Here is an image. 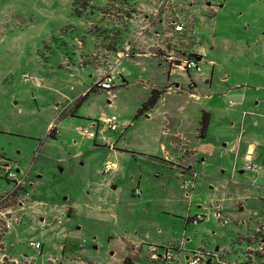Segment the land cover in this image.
I'll return each instance as SVG.
<instances>
[{
    "label": "rangeland",
    "instance_id": "1",
    "mask_svg": "<svg viewBox=\"0 0 264 264\" xmlns=\"http://www.w3.org/2000/svg\"><path fill=\"white\" fill-rule=\"evenodd\" d=\"M126 1L135 11L115 71L96 75L80 57L97 63L87 49L103 39L73 0H0V163L26 173L22 186L0 198V264H185L178 246L208 252V264H264V0ZM159 12V32L185 23L184 46L198 52V70L168 73L151 55L130 57L137 35L139 50L172 52L171 61L188 56L177 51L180 36L159 48ZM106 75L112 87L96 88V76ZM161 81L171 89L148 119L138 110ZM191 82L197 98L186 91ZM172 101L181 105L184 133L205 104L215 107L202 145L178 162L194 164L190 197L179 168L163 162L173 148L159 132V113ZM100 117H114L116 129H102ZM83 128L95 136L82 135ZM250 148L246 163L256 170L244 167ZM105 160L115 167L102 173ZM8 188L0 181V192ZM216 203L223 225L212 214ZM196 213L209 216L195 223ZM30 239L42 247L28 246ZM168 245L179 255L164 261L158 254Z\"/></svg>",
    "mask_w": 264,
    "mask_h": 264
},
{
    "label": "crops",
    "instance_id": "2",
    "mask_svg": "<svg viewBox=\"0 0 264 264\" xmlns=\"http://www.w3.org/2000/svg\"><path fill=\"white\" fill-rule=\"evenodd\" d=\"M149 13H150V11L144 12V17L148 18ZM161 13L162 12L158 13V15H157L158 17L156 18L157 22L154 24V27H153V35L156 38L162 39L161 41H159L161 43L160 45H158L159 48L160 49L162 48L161 45H162L164 38L167 37L168 41H169V38H171L173 36H175V37L180 36L178 42H179V44L180 43L181 44L179 47H177V51L186 49V50H188L189 53H195V55L193 56L195 59H200L198 52L184 46L185 45L184 38H183V35H181V32L173 31L171 29V27L168 29V31H166V33L165 32L163 33L164 28L160 32L157 31V26H155V25H162V23H163L162 18L160 17ZM163 13H165V12L163 11ZM131 20L132 19L129 17L128 22ZM109 25L115 27V17L114 16L112 17V19L109 20ZM128 27H129V24H128ZM138 36L139 35L136 36V39H137L136 43H135L136 45L135 46L133 45V50L134 49L135 50L133 51V53L130 57H136V56H140V55H142V56L143 55L144 56L151 55L152 57H154L155 60H157V62L159 63L160 66H162L164 64L168 65V68H167L168 73H170L171 67L179 68L177 65H174L177 63L176 62L177 60L171 61V57H174V56H173L172 52H170V51H169L170 53H168V51H166V50H164V51H155V50H151V49L139 50L138 49L139 47L137 48V43L140 41V39L143 36L142 35L139 37ZM92 43H93V40H92ZM87 51H88V53L93 55L95 58H98L99 61L97 63L92 64V65H89L88 63L83 64L84 67L89 66L96 73V75H99V73H102L104 71L107 72V71H109V69H111L109 73L113 74V71H115L114 70L115 57H116V53L119 52V50L117 52H115V49H112V48L107 49L102 43V45H98V47H97V45H96V47H94V44L90 45V48L87 49ZM100 70H102V71H100ZM96 79H97V76H96ZM162 81L160 84L150 86L151 89L156 88V89L162 90L161 95L164 92H169V89H171V86L169 83L166 84L165 82H162ZM178 86H179L178 83H174V88H175L174 90H176V88L178 89ZM194 88H196V85H195V83L191 82L189 84L188 88L186 89L188 96L190 98L191 97L197 98V95L195 94V92H193L194 90H192ZM161 95L159 96V98L161 97ZM206 96H207L206 100L207 101L210 100V98H211L210 94H204V97H206ZM146 98H147V96L145 98H143L142 102ZM172 99H175V98L172 97ZM161 100L160 99L157 100L159 102V105H158V102L156 101L154 106L151 107L149 110H147L146 117L148 119H155L152 111L157 112L158 108H160V106L163 107ZM166 103L168 104V101H166ZM169 104H170L169 107L166 106L168 108L164 107L163 110H161V113H159L161 115L159 132H160V134H162L166 138L170 139L169 143L172 145V148H173L172 152H170L169 150H164V152H163L164 156L166 157V156L170 155L171 159H169V160L163 159V162H165V164L168 163V165H170L172 167L173 166L178 167L179 168V175L183 179L185 176L188 175L190 170L194 169V164L191 165L190 163H187L186 166L180 165L178 162L182 160L181 155L186 154V153L192 154L194 152V150H196V147L194 148L195 144H199V146L202 145V140H203V137L206 135L205 134L206 128H207V125H208L209 120H210L211 115H212L211 110L215 109V107L212 104H208V103L205 104V106L201 108L203 110V112H206L208 114L206 125H205L204 129L201 130V121L200 120L198 121V119H197L196 125L193 126L192 130H188L186 132L188 134V136L184 137L186 133H184V131L182 130V127H181L182 126L181 117H179V115L176 114L177 109L179 107H181V105H179V103L176 101H172ZM176 104H177V107H175ZM172 108H174V109H172ZM226 144H227L226 142L223 143V146H225ZM229 150H230V148H229ZM251 150H252V148L246 150L245 155L242 157L243 160L245 161V163L247 161V158L249 157V152ZM18 170H19V168L16 167V171H18ZM182 179H181V182H182ZM190 194L187 196L190 197ZM185 196H186V194H185ZM187 221H189V219H187ZM41 247H42V243H41ZM179 250H183L182 258H183V260H185L186 255H188L189 251L193 250V248H191V249L189 248V250H185L183 248V246H181ZM159 255L160 254H158V257L160 258ZM178 255H179V251H178ZM150 257L154 258L153 254Z\"/></svg>",
    "mask_w": 264,
    "mask_h": 264
},
{
    "label": "built area",
    "instance_id": "3",
    "mask_svg": "<svg viewBox=\"0 0 264 264\" xmlns=\"http://www.w3.org/2000/svg\"><path fill=\"white\" fill-rule=\"evenodd\" d=\"M172 25V30L173 31H179L182 32L185 29V23L181 22V21H172L171 22ZM195 58L193 56L189 57H185L184 59H180L177 62V65L179 68L181 69H189V68H195V69H199L198 64L196 63V61L194 60ZM93 85L101 90H108L112 87V76L110 75H106L105 77H98L95 82L93 83ZM229 105H233L234 102L233 101H229L228 102ZM101 121L104 123V126L102 127V129L104 128H109L110 130H115L116 129V124L114 122V117H100ZM98 125V121H95L94 123H92L89 128H92L93 126H97ZM80 133L82 135H85L87 137H94L95 134L93 131H91L88 128H83ZM115 167V164L111 161L105 160L102 163V173H107L109 172L111 169H113ZM244 167L246 169H251V170H256L258 168V166L255 163H245ZM196 176L195 171L190 170L188 175L185 176L182 179L181 182V188L183 189L184 193L187 195H189L192 191V188L194 186V178ZM26 177V173H24V171H16V166H14L11 163H0V181H5L6 183H8L9 188L5 191L0 192V198H4L7 194H9L10 192H12L13 190H17L20 186L23 185L24 183V179ZM136 192H138V190H135ZM26 195V192H25ZM213 212L212 214L215 216V218L221 223V225L225 224L226 218L221 214L222 213V208L220 207L219 203L214 204V206L212 207ZM209 215H205L203 213H196L193 217V219H191L193 222L197 223L200 220H203L204 218H207ZM10 226V223L8 221H6V227L8 228ZM28 246L34 248V249H40L41 248V242L36 240V239H30L27 242ZM174 247V246H173ZM172 246L168 245L167 247H165L163 249V252H161L160 254V258L164 261H169L171 259H174L176 254H178V251H174V248ZM178 249H180V246L177 247ZM208 254V252L203 253V251H201V249H193L191 251H189L188 255H186L185 258V264H203L204 260L206 259V255ZM206 262V261H205ZM205 264V263H204ZM228 264H235L234 262H230Z\"/></svg>",
    "mask_w": 264,
    "mask_h": 264
},
{
    "label": "trees",
    "instance_id": "4",
    "mask_svg": "<svg viewBox=\"0 0 264 264\" xmlns=\"http://www.w3.org/2000/svg\"><path fill=\"white\" fill-rule=\"evenodd\" d=\"M119 7L115 6V0H102L101 3L96 2V0H73L72 6L75 8V6H78L75 10L76 14L80 17H86L85 15L94 18L95 24L89 26L90 32L92 33L94 30L98 31L100 33V36H98L102 40L103 45L107 49H115V52H117L123 45L124 41V35L123 31L128 30V21L125 19V17H131V14L135 11L133 8V4L130 1L121 0L119 1ZM115 15L118 16V18L123 19L120 20V23H115V27L109 25V20ZM88 17V18H89ZM119 22V21H118ZM87 29H85L86 31ZM86 32H89L88 30ZM93 35V34H92ZM106 40H108L106 42ZM125 40V39H124ZM195 53H188V56H194ZM84 57L81 58V62L83 64H86L90 60L86 61V58L84 60ZM83 58V59H82ZM81 64V63H80ZM94 89H89L84 95L79 96L76 100V105L79 104V102L85 98V95ZM162 90L152 88L150 90L149 95L147 98L141 103V106L138 110V113L145 112L149 110L151 107L154 106L156 101L158 100L159 96L161 95ZM74 110L71 111V114H73ZM201 117V130L204 129L207 121L208 114L206 112H202ZM53 134V133H51ZM191 220V219H190ZM125 264H133L129 258L124 259Z\"/></svg>",
    "mask_w": 264,
    "mask_h": 264
},
{
    "label": "water",
    "instance_id": "5",
    "mask_svg": "<svg viewBox=\"0 0 264 264\" xmlns=\"http://www.w3.org/2000/svg\"><path fill=\"white\" fill-rule=\"evenodd\" d=\"M208 263H209V261L206 262V264H208Z\"/></svg>",
    "mask_w": 264,
    "mask_h": 264
}]
</instances>
